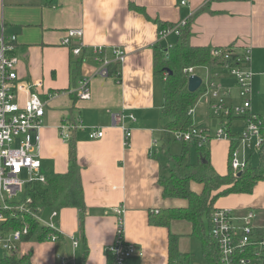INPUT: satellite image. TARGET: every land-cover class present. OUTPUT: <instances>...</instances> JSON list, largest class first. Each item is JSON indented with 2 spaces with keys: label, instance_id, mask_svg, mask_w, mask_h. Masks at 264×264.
<instances>
[{
  "label": "crops",
  "instance_id": "1",
  "mask_svg": "<svg viewBox=\"0 0 264 264\" xmlns=\"http://www.w3.org/2000/svg\"><path fill=\"white\" fill-rule=\"evenodd\" d=\"M182 1L0 0V33L5 22L6 33L18 35L15 54L19 57V83L26 88L19 91L20 100H26L27 88L42 82L36 90L47 102L39 148L44 171L63 172L68 168L70 141L60 137L62 120L68 118L86 126L73 134L88 208L84 230L80 228L77 208L60 209V243L53 244V249L46 253L42 245L34 251L38 241L27 242L30 246L25 252L33 249L32 264H38L42 258L44 264H61L59 254L72 255V237L82 240L81 254L76 252L78 264H108L106 249L116 238L119 218L124 238L145 253L132 256L127 264H167L171 232L180 235V249L190 252L182 249L181 238L184 234L193 235L191 222L186 224L188 232L182 233V219L173 220L170 226L151 221V213L159 208L187 206L183 198L164 197L160 184L169 171L160 148L164 97L163 82L155 75L154 54L156 45L165 48L174 39V35L161 38L160 27L162 22H188L193 16V45L234 46L239 53L249 49V67L254 70L255 79L260 80L264 78V0H186L185 4ZM131 2L144 7L148 16L132 9ZM205 5L209 10L197 13ZM70 28H83L79 41L86 47L104 45L111 57L114 47L125 50L120 80L96 74L98 63L91 56L74 74L73 57L78 56L62 45ZM220 74L217 79L228 77L234 82L227 96V100L232 99L235 91L239 93L236 82L224 69ZM83 77L90 79L88 99H81L74 92ZM53 92L59 95L51 97ZM251 109L260 113L254 104ZM122 110L133 112L137 118L126 121L132 129L128 144L123 128L113 121V113ZM94 126L105 131L102 138L90 137ZM241 126L234 125L239 131ZM209 147L211 153V144ZM191 186L196 191L202 189L201 184L198 189L193 183ZM256 204L264 206V193ZM116 206L124 208L120 217Z\"/></svg>",
  "mask_w": 264,
  "mask_h": 264
},
{
  "label": "built area",
  "instance_id": "2",
  "mask_svg": "<svg viewBox=\"0 0 264 264\" xmlns=\"http://www.w3.org/2000/svg\"><path fill=\"white\" fill-rule=\"evenodd\" d=\"M183 4L186 0L182 1ZM187 24V20L178 22L173 27L160 31L161 38L171 34H180V30ZM0 33V247L9 254L16 252L19 242H24L23 234L28 231V226L23 229L6 230L2 225L7 222L14 212L6 210L10 204H14L15 197L20 191L26 189V185L32 181L46 182V171L43 170L39 153L41 143V130L46 114L47 102L41 97L36 88L42 86L37 82L27 88L28 96L21 101L19 91L25 85L19 83L18 69L19 57L15 54L17 34H7L6 24L2 22ZM83 28H70L62 40V45L69 47L73 56L93 57L98 65L96 74L109 76L110 65L118 62L120 65L126 58V52L121 47L112 49L111 57L109 48L104 45L86 47L79 38L83 36ZM215 56L222 57L225 62L224 72L231 76L237 85L240 96L244 102L237 106L227 102V96L231 88L216 85L215 80L219 77L220 71L210 77L200 88H207L208 101L222 119V128L216 138H223L231 141L229 121L231 118L244 120L239 131V141L230 152V163L235 173L243 171L251 162L252 155H246L247 148L258 150L260 155L264 153V116L252 111L251 105V79L254 73L249 67L251 62V51L239 53L234 46L222 48L216 47L213 50ZM208 67V66H207ZM209 68V67H208ZM210 71V68H209ZM188 78L196 73V67L186 68ZM90 79L83 77L75 88V94L81 99H88L91 96L89 88ZM26 89V88H25ZM59 95L58 92L50 94L51 97ZM193 115V108L190 110ZM127 119L136 121L133 112L125 110L113 113L115 125H120L125 132V143L128 144L132 136V129L126 125ZM234 127V125H232ZM86 126L82 122L65 118L59 125V132L64 141H70L78 129ZM235 128V127H234ZM179 139L185 142L197 140L199 145L209 142L210 135L207 128L194 127L190 131L174 132ZM105 131L99 127H92L91 138H102ZM243 147V151L241 149ZM241 157L243 160H241ZM25 177V178H24ZM23 210L24 204H18ZM116 213L120 217L124 211L123 206H116ZM49 217H40L42 224H46L55 230L48 240L57 241L60 237L58 224L59 209L54 208L48 214ZM47 215V216H48ZM258 213L253 208L241 213L232 208L216 207L212 214V226L210 234L216 242L219 253L218 264H264V222L257 221ZM47 220V221H44ZM72 255L70 257L59 254L61 264L77 263V248L82 245L79 237H72ZM107 254L114 260V264H127V261L134 255L143 256L144 250L136 243L127 241L123 236L122 220L119 218V225L114 242L107 249Z\"/></svg>",
  "mask_w": 264,
  "mask_h": 264
},
{
  "label": "trees",
  "instance_id": "3",
  "mask_svg": "<svg viewBox=\"0 0 264 264\" xmlns=\"http://www.w3.org/2000/svg\"><path fill=\"white\" fill-rule=\"evenodd\" d=\"M132 9L146 13L141 5L130 3ZM209 10L203 6L197 13ZM193 16L187 24L181 28L180 34L176 36V43L170 48L160 45L155 46L154 70L155 75L163 82V105L161 111L163 138L165 145L172 134L177 131H190L194 127L204 128V124H196L190 110L194 107L198 93L188 90V73L186 68L208 66L212 76L216 71L223 69L225 60L215 56L213 50L219 46L193 45L191 42ZM175 26V23L162 22L160 31ZM223 50L225 47H219ZM76 60L74 74L80 69L85 61V56L73 57ZM110 76L121 79V65L113 62L110 65ZM232 118L228 121L231 133L230 152L239 141V130L232 127ZM195 140V139H193ZM192 140V141H193ZM184 146L187 142L183 141ZM210 142L203 145L198 144L200 153L199 161L196 163L185 161L187 159V148L184 147L180 153H168L167 169L169 174L163 176L160 184L163 187L164 197H176L187 200L184 207H162L151 213V221L156 225L170 226L176 219L187 220L192 223V234L201 239L203 252L209 264H218L219 253L216 242H214L210 230L212 226V214L216 208L217 200L233 192L252 193L259 181L264 179V153L260 155L257 165L250 164L240 172L235 173L231 166L227 172L219 173L211 162ZM205 159V161L203 160ZM230 159V158H229ZM46 182L32 181L26 185L25 199L14 201V204H24L23 210H18L10 216L2 225L6 230L23 229L28 226V231L23 234L24 242L47 240L55 232L46 224H42L40 217L47 216L52 209L64 207H75L79 210L80 228L83 232L85 218L88 208L85 200V191L81 175L77 147L70 140L69 165L63 172H46ZM197 182L202 185L200 191L192 188L191 184ZM60 237L62 235L60 234ZM86 253L84 260L86 259ZM33 249L18 256L16 252L6 253L0 258V264H32ZM191 252L180 249V235L170 233L169 235V259L167 264H190ZM108 264H114V260L108 255Z\"/></svg>",
  "mask_w": 264,
  "mask_h": 264
},
{
  "label": "rangeland",
  "instance_id": "4",
  "mask_svg": "<svg viewBox=\"0 0 264 264\" xmlns=\"http://www.w3.org/2000/svg\"><path fill=\"white\" fill-rule=\"evenodd\" d=\"M174 35V39L170 43L165 44V48H170L174 46L176 43V36L177 34H171ZM169 35V36H171ZM168 36V37H169ZM254 73V70L251 69ZM196 73L199 74L206 82L208 81L210 77V71L207 66H201L196 68ZM255 73L252 76L251 79V101L252 104H254L258 111H260V115L264 116V78L257 80L255 79ZM216 85L224 86L225 88H231L234 86V82L230 81L228 77H225L224 79H216L215 80ZM208 92L207 88H203L199 91L196 102L193 107V120L196 124H204L207 128V133L210 135V144H211V160L212 164L216 167V169L220 173L227 172L228 167L230 165V159H229V151H230V141L224 140V139H217V134L222 128V119L215 112V110L210 107L209 101H208ZM231 100L234 101V104L239 106L241 105L244 100L240 96V94L235 91L233 93V98L228 99L227 102L230 103ZM226 122L227 119H225ZM232 125H243L244 120L241 118H233L231 121ZM61 137V135H60ZM161 144V152L162 157L164 156V159L166 158L168 160V153H180L183 151L184 147L187 148V159L185 161L196 163L199 161L200 153L198 149V143L197 140L188 141L186 146H184L183 140L179 139L176 134H172L171 140L166 143L164 142V138H160ZM69 142V141H68ZM242 151L244 150L241 146ZM247 157L252 155L251 158V164L257 165L260 160V152L258 150H251L249 148L245 149ZM241 160L242 157H241ZM25 178V177H24ZM194 188L198 189L200 187V184L197 182H193ZM259 188L256 191V188L252 193H237L233 192L228 195L221 196L216 203V207H224V208H232L236 211H244L249 208H253L258 213V219L257 221L259 223L264 222V206L262 204H256V200L259 197V195L264 193V180H262L261 183L257 185ZM25 193L26 189H23V191H20L18 195L15 197V200L22 201L24 204L27 202L24 201L25 199ZM241 206H238L240 205ZM244 205V206H242ZM22 210L18 204H10L9 208L6 210L8 213ZM48 216H45V218H48ZM47 221V220H44ZM181 225H179V231L182 233H187L186 230V224L188 221H179ZM1 224V222H0ZM80 235V234H79ZM61 241V238L57 241H51V240H44L42 242H38L34 245V251L37 252L39 245H42L45 252H50L53 249V244L57 243L59 244ZM29 243L27 242H19L18 248L16 250V253L18 256L22 255L23 252L26 251V249L29 247ZM181 247L183 250H188L192 253L191 257V263L190 264H209L208 260L203 252V245L201 242V239L195 235H189L184 234L181 238ZM77 252H80V247L77 248ZM6 253H9L4 248L0 247V258L3 257ZM58 257V256H57ZM35 260H33L34 263ZM38 264H44L45 260L42 258L41 260H38Z\"/></svg>",
  "mask_w": 264,
  "mask_h": 264
},
{
  "label": "water",
  "instance_id": "5",
  "mask_svg": "<svg viewBox=\"0 0 264 264\" xmlns=\"http://www.w3.org/2000/svg\"><path fill=\"white\" fill-rule=\"evenodd\" d=\"M203 85V78L199 74H191L188 78V90L190 92L198 91ZM205 161V159H203ZM241 173V172H240Z\"/></svg>",
  "mask_w": 264,
  "mask_h": 264
}]
</instances>
